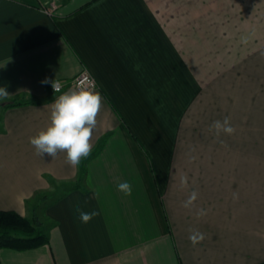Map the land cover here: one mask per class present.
<instances>
[{
	"label": "crops",
	"instance_id": "0c3cea01",
	"mask_svg": "<svg viewBox=\"0 0 264 264\" xmlns=\"http://www.w3.org/2000/svg\"><path fill=\"white\" fill-rule=\"evenodd\" d=\"M35 4L0 0V209L38 216L50 241L1 263L264 264V0ZM84 69L103 106L72 167L30 137L62 93L41 81ZM226 117L235 132L217 135Z\"/></svg>",
	"mask_w": 264,
	"mask_h": 264
},
{
	"label": "clouds",
	"instance_id": "9594fccd",
	"mask_svg": "<svg viewBox=\"0 0 264 264\" xmlns=\"http://www.w3.org/2000/svg\"><path fill=\"white\" fill-rule=\"evenodd\" d=\"M41 84H51L54 93H60L63 87L56 79L45 78ZM90 85V79L88 85L77 83L75 87L62 92L55 99L51 105L50 123L38 134L30 137V144L35 148L37 155L47 154L54 158L60 152L66 153V162L72 167H78L82 160L91 156L92 137L103 106V98ZM9 95L6 87H0V100L7 101ZM212 128L217 135L221 132L232 135L235 132L227 117L222 122L215 121ZM118 190L125 195H131L132 186L128 182H122L118 185ZM195 199L196 193L193 192L185 206L190 205ZM76 210L79 213V220L85 224L99 215L96 210L84 212L79 207ZM189 238L195 245L201 242L204 236L193 233Z\"/></svg>",
	"mask_w": 264,
	"mask_h": 264
},
{
	"label": "trees",
	"instance_id": "16d2710c",
	"mask_svg": "<svg viewBox=\"0 0 264 264\" xmlns=\"http://www.w3.org/2000/svg\"><path fill=\"white\" fill-rule=\"evenodd\" d=\"M34 6L39 7L37 4ZM19 104L22 103L11 102V105ZM48 229L49 225L38 216L27 217L15 210L0 209V250L10 248L22 251L48 244Z\"/></svg>",
	"mask_w": 264,
	"mask_h": 264
},
{
	"label": "built area",
	"instance_id": "2783aa9c",
	"mask_svg": "<svg viewBox=\"0 0 264 264\" xmlns=\"http://www.w3.org/2000/svg\"><path fill=\"white\" fill-rule=\"evenodd\" d=\"M32 1H34L40 8L46 10L49 14L52 15V13L57 9L58 3L61 0H32ZM89 79L91 80L90 86L93 89H96L98 85L97 80L92 75V73L87 69H84L80 74H78L70 81H61V80L58 81H60L63 85L61 89V92H63L68 85H71L72 87H75L77 83L88 85Z\"/></svg>",
	"mask_w": 264,
	"mask_h": 264
},
{
	"label": "rangeland",
	"instance_id": "374dc122",
	"mask_svg": "<svg viewBox=\"0 0 264 264\" xmlns=\"http://www.w3.org/2000/svg\"><path fill=\"white\" fill-rule=\"evenodd\" d=\"M56 193L57 192L54 191V190H49L47 192L42 193V194H44V198H41L40 202H37V199L33 200V203H35V202L36 203H41V204H38V207H37L38 212H40L41 210L45 209V206L47 205V203L50 202L51 200H53L56 197ZM42 194L37 195V197H40ZM41 217L43 218V215Z\"/></svg>",
	"mask_w": 264,
	"mask_h": 264
}]
</instances>
